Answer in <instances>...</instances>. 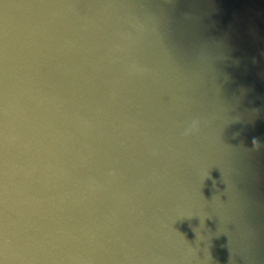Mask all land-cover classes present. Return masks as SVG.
<instances>
[{
    "label": "water",
    "instance_id": "obj_1",
    "mask_svg": "<svg viewBox=\"0 0 264 264\" xmlns=\"http://www.w3.org/2000/svg\"><path fill=\"white\" fill-rule=\"evenodd\" d=\"M0 264H264V0H0Z\"/></svg>",
    "mask_w": 264,
    "mask_h": 264
},
{
    "label": "clouds",
    "instance_id": "obj_2",
    "mask_svg": "<svg viewBox=\"0 0 264 264\" xmlns=\"http://www.w3.org/2000/svg\"><path fill=\"white\" fill-rule=\"evenodd\" d=\"M187 133H185V135H186ZM254 143H255V141H254Z\"/></svg>",
    "mask_w": 264,
    "mask_h": 264
}]
</instances>
